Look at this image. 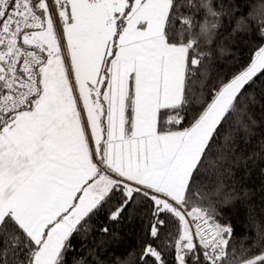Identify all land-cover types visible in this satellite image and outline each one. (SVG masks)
Masks as SVG:
<instances>
[{"label": "snow or ice", "instance_id": "snow-or-ice-1", "mask_svg": "<svg viewBox=\"0 0 264 264\" xmlns=\"http://www.w3.org/2000/svg\"><path fill=\"white\" fill-rule=\"evenodd\" d=\"M261 9V44L222 78L231 0H0V264H264L201 190L208 167L264 176V139L239 149L264 112ZM144 209L147 238L116 255Z\"/></svg>", "mask_w": 264, "mask_h": 264}, {"label": "trees", "instance_id": "trees-1", "mask_svg": "<svg viewBox=\"0 0 264 264\" xmlns=\"http://www.w3.org/2000/svg\"><path fill=\"white\" fill-rule=\"evenodd\" d=\"M235 3L238 11L231 18L225 16L222 19V26L218 30V35L213 47H223L224 54L217 55L214 59L216 74L222 78L231 76L232 73L241 70L252 59L257 47L261 44L259 32L261 6L264 0H231ZM255 14V19L248 23L251 25L247 32L233 33L235 19L240 15L248 16ZM264 83V77L257 81ZM259 94V89H257ZM257 125L253 129L254 135L250 143H245L243 139L239 141V149L245 155L256 150L255 145L264 139V112L259 107L254 110ZM240 153L238 152L237 155ZM215 159V154H213ZM259 163V162H258ZM228 165L220 168L208 167L202 173L201 190L207 193L211 204L220 213V222L230 224L234 230L231 246L239 249L241 247L251 249L253 253H258L264 248V176L260 174L258 164L249 163L247 169L243 164L231 166V175L224 171ZM220 187L218 195H213ZM230 197L227 202L225 198ZM209 201H205L203 206L207 207ZM147 209L142 210L140 218L133 225L120 228L121 244L115 248V254L121 255L129 250L138 249L141 241L146 239L145 230L149 226L150 216L145 214ZM96 223H106L104 215L97 218ZM175 225L170 221L168 230H174ZM91 240V237H89ZM168 264H173L170 254L166 253Z\"/></svg>", "mask_w": 264, "mask_h": 264}]
</instances>
